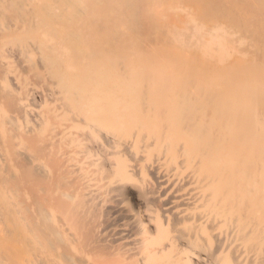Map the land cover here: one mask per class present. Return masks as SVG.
I'll return each mask as SVG.
<instances>
[{"label": "bare ground", "instance_id": "6f19581e", "mask_svg": "<svg viewBox=\"0 0 264 264\" xmlns=\"http://www.w3.org/2000/svg\"><path fill=\"white\" fill-rule=\"evenodd\" d=\"M0 264H264V0H0Z\"/></svg>", "mask_w": 264, "mask_h": 264}, {"label": "rangeland", "instance_id": "374dc122", "mask_svg": "<svg viewBox=\"0 0 264 264\" xmlns=\"http://www.w3.org/2000/svg\"><path fill=\"white\" fill-rule=\"evenodd\" d=\"M0 243H3V246H1V247H4V251H7V247L4 246V242L1 240Z\"/></svg>", "mask_w": 264, "mask_h": 264}]
</instances>
